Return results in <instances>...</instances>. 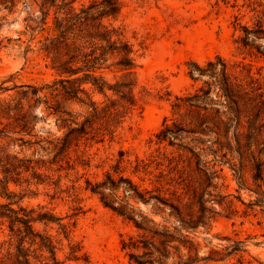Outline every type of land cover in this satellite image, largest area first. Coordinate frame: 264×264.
Wrapping results in <instances>:
<instances>
[{
  "label": "trees",
  "instance_id": "1",
  "mask_svg": "<svg viewBox=\"0 0 264 264\" xmlns=\"http://www.w3.org/2000/svg\"><path fill=\"white\" fill-rule=\"evenodd\" d=\"M27 7L30 9L24 21L30 41L38 39L47 67L57 76L48 88L57 96L93 110L91 117L79 124L74 118L65 117L72 116L70 112L55 109L69 127L60 154L67 153L88 133L113 135L138 105L135 88L140 49L127 36L126 26L116 23L122 13L121 1L0 0V27L19 22ZM240 27V48L250 56L264 59V44H257L264 39V15L253 26ZM191 65V77L202 80L203 85L194 94L176 96L172 110L178 121L166 124L159 136L161 141L182 151L178 160H169L166 185L176 181L175 194L179 190L182 193L177 198H166V216L165 206H159L158 213L165 223L132 204L131 200L149 203L153 198L140 192L129 177L121 176L116 182L109 175L108 181L97 183L92 189L106 206L138 230L137 237L122 240L132 264H255L258 258L250 249L255 236L243 239L238 234L217 235L219 241L215 242L210 235L220 215L216 199L222 205L227 196L211 198L209 190L218 188L216 180L222 179L225 167H229L239 189L257 196L248 204L241 198L243 204L249 209L264 208V75L253 72L250 63H230L221 56L204 66L196 62ZM109 73L113 74L112 79ZM96 93L105 100H95ZM73 123L77 126L73 127ZM180 132L195 135V145H178L175 141ZM25 162H9L4 171L1 195L7 201L0 202V236L3 233L6 238L0 242V264H63L59 258L61 240L41 232L37 225L57 224L60 234L69 238L77 221L74 215L64 222L65 217L44 210V206L29 209L21 204L24 195L12 191L9 183H23L22 167L25 171L34 168L30 160L27 165ZM176 171L177 180L172 177ZM34 175L39 183L44 182L40 174ZM26 183L31 185L30 180ZM123 183L127 198H109L105 193ZM237 212L236 208L231 210ZM81 251L82 247L72 246L68 259H84L88 263Z\"/></svg>",
  "mask_w": 264,
  "mask_h": 264
},
{
  "label": "rangeland",
  "instance_id": "2",
  "mask_svg": "<svg viewBox=\"0 0 264 264\" xmlns=\"http://www.w3.org/2000/svg\"><path fill=\"white\" fill-rule=\"evenodd\" d=\"M120 1L122 13L116 23L126 26L127 36L140 49L135 88L138 105L113 135L88 133L67 153L60 154V147L69 127L55 109L70 112L72 116L65 117L81 124L91 117L92 108L57 96L48 88L57 76L47 67L38 39L30 41L24 21L29 7L19 22L0 27V202L7 201L1 195L7 164L23 160L27 165L30 160L34 168L25 171L22 167L23 183L11 181L9 187L24 195L21 204L29 209L44 206V210L65 217L64 222L74 215L77 224L71 228L69 238L60 234L57 224L37 225L41 232L61 240L59 258L63 264H132L122 240L137 237L138 230L106 206L92 189L95 184L108 181L109 175L116 182L121 176L131 178L140 192L153 198L149 203L131 200L132 204L165 223L158 213L159 206H165L166 198H177L182 193L179 190L175 194L176 181L166 185L169 160H178L182 151L161 141L159 136L166 124L178 121L172 110L176 96L194 94L203 85L202 80L195 81L190 75L193 62L204 66L221 56L230 63H250L253 72L264 75V59L250 56L238 43L243 33L240 25L253 26L264 15V0ZM257 44L263 45L264 39ZM108 77L112 79L113 74ZM94 98L98 102L105 100L99 93ZM195 137L180 132L175 142L191 147ZM35 172L43 183L34 177ZM223 176L216 180L218 188L209 190L211 198L227 196L222 205L216 199L220 215L210 235L215 242L219 241L217 235L238 234L243 239L255 236L251 254L258 258L255 264H264V208L249 209L243 204L241 198L248 204L257 196L239 189L229 167H225ZM172 177L178 179L177 171ZM124 188L123 183L105 193L109 198H127ZM233 208L238 212L231 213ZM164 210L166 216V206ZM5 238L2 233L0 242ZM72 246L82 247L80 255L86 256L88 263L84 259H68Z\"/></svg>",
  "mask_w": 264,
  "mask_h": 264
}]
</instances>
